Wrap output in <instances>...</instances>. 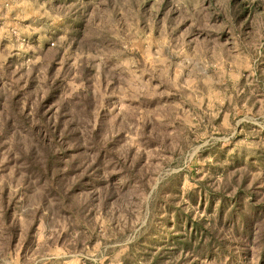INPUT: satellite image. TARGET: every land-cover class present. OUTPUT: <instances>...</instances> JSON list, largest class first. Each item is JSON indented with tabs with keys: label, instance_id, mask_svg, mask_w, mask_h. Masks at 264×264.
<instances>
[{
	"label": "rangeland",
	"instance_id": "374dc122",
	"mask_svg": "<svg viewBox=\"0 0 264 264\" xmlns=\"http://www.w3.org/2000/svg\"><path fill=\"white\" fill-rule=\"evenodd\" d=\"M0 264H264V0H0Z\"/></svg>",
	"mask_w": 264,
	"mask_h": 264
}]
</instances>
